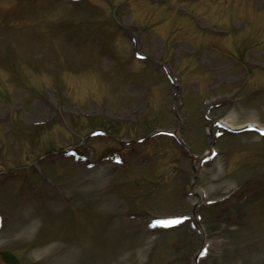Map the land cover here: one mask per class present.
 I'll return each instance as SVG.
<instances>
[{"label":"rangeland","instance_id":"374dc122","mask_svg":"<svg viewBox=\"0 0 264 264\" xmlns=\"http://www.w3.org/2000/svg\"><path fill=\"white\" fill-rule=\"evenodd\" d=\"M223 120L264 127V0H0V264H264Z\"/></svg>","mask_w":264,"mask_h":264},{"label":"bare ground","instance_id":"6f19581e","mask_svg":"<svg viewBox=\"0 0 264 264\" xmlns=\"http://www.w3.org/2000/svg\"><path fill=\"white\" fill-rule=\"evenodd\" d=\"M221 122L226 124V125L232 126V127L234 126L233 123L230 120H223ZM248 124H251V125L253 124V125L258 126L256 123L250 122V123H245V124H243V125H241L239 127H243V126L248 125ZM214 132H215V129H212V135L214 134ZM194 166H195V168H199L200 161L198 159L195 160ZM195 191L197 193V196L200 198V201H203L205 196H206V191H204V190H195Z\"/></svg>","mask_w":264,"mask_h":264},{"label":"water","instance_id":"95a60500","mask_svg":"<svg viewBox=\"0 0 264 264\" xmlns=\"http://www.w3.org/2000/svg\"><path fill=\"white\" fill-rule=\"evenodd\" d=\"M228 127V126H227ZM230 130H233V131H235L236 129H232V128H230V127H228ZM189 151H190V149L186 146V145H184ZM194 208H195V204L193 205V215H194ZM195 219L197 220V218L195 217ZM194 264H196V263H194Z\"/></svg>","mask_w":264,"mask_h":264},{"label":"snow or ice","instance_id":"6c2138e0","mask_svg":"<svg viewBox=\"0 0 264 264\" xmlns=\"http://www.w3.org/2000/svg\"><path fill=\"white\" fill-rule=\"evenodd\" d=\"M175 223H178V221H175Z\"/></svg>","mask_w":264,"mask_h":264}]
</instances>
